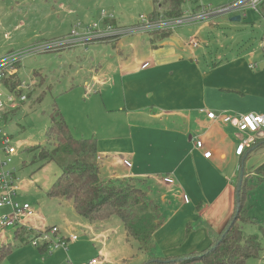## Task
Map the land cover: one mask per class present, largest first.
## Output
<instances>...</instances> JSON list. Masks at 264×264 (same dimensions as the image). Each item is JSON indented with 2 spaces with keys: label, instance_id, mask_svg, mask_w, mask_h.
<instances>
[{
  "label": "rangeland",
  "instance_id": "rangeland-1",
  "mask_svg": "<svg viewBox=\"0 0 264 264\" xmlns=\"http://www.w3.org/2000/svg\"><path fill=\"white\" fill-rule=\"evenodd\" d=\"M230 1L186 0L181 16H198L205 9L208 14L213 13ZM152 11V0H0V56L33 48L37 43L67 38L73 28L80 33L96 25L93 31L83 33L86 39L81 44H55L47 50L28 53L19 62L15 73L19 82L25 84L22 93L26 100L8 112L0 125L10 136L9 144L15 150L10 167L15 169L21 198L30 202L34 210V215L28 218L33 229L22 230L19 237L12 236L14 231L10 229L8 242L13 250L0 264H87L90 261L91 264H142L151 254L158 257L153 241L127 236L118 216L90 222L74 211L70 200L48 198L45 188L60 173V167L75 156L58 152L54 160L44 162L38 158L40 149L37 148L44 145L52 148L47 128L53 103L75 138L106 133L114 129L112 123L123 121L124 112L116 110L122 104L120 73L127 71L129 64L142 61L145 37L133 27L140 25L142 16L148 17ZM230 16L219 15L214 24H209L207 21L212 18H208L177 26L180 39L171 34L161 42L163 50L171 47L168 43L172 42L180 56L181 50L187 52L186 58L192 52L197 58L205 55V60L213 66L220 58L234 54L250 56L251 62L264 65V3L260 12L245 10V17L240 21L232 22ZM108 26L123 32L96 36V31H104ZM190 37L197 40V46L188 44ZM1 97L5 99V93ZM1 140L0 135V149ZM263 170L264 166L253 177L247 173L252 187L246 194V206L257 223L242 227L244 235L258 236L262 248L264 232L259 225L264 227ZM148 202L152 208H158L149 198ZM51 226H56L65 236L75 233L78 239L66 251L56 249L44 255L30 241L39 231ZM245 264H264V257L249 258Z\"/></svg>",
  "mask_w": 264,
  "mask_h": 264
},
{
  "label": "crops",
  "instance_id": "crops-1",
  "mask_svg": "<svg viewBox=\"0 0 264 264\" xmlns=\"http://www.w3.org/2000/svg\"><path fill=\"white\" fill-rule=\"evenodd\" d=\"M233 14L238 13L228 15ZM219 15L213 12L194 20L197 16L187 15L185 23L212 18L207 22L214 24ZM178 27L171 34L180 39ZM142 34V61L120 73L122 104L116 110L124 112L123 121L112 123L114 129L106 133L94 134L99 157L95 160L104 179L140 182L158 206L153 249L162 257L178 256L211 242L212 232H219L233 212L239 171L242 168L253 177L256 165L264 161V133L241 132L222 121L224 115L264 114V65L251 62L250 56L234 54L213 66L205 55L197 58L192 52L186 58L187 52L181 50L180 56L172 42L163 50L162 41L153 46L149 33ZM144 63L148 65L143 67ZM207 112L214 113V118H208ZM248 135L262 144L243 147L238 154L239 143ZM208 151L211 154L206 158ZM124 159L130 161L129 167ZM165 176L174 182L164 183ZM18 193V200L24 201ZM8 211L0 208V214ZM9 232L0 228V245L9 243Z\"/></svg>",
  "mask_w": 264,
  "mask_h": 264
},
{
  "label": "trees",
  "instance_id": "trees-1",
  "mask_svg": "<svg viewBox=\"0 0 264 264\" xmlns=\"http://www.w3.org/2000/svg\"><path fill=\"white\" fill-rule=\"evenodd\" d=\"M186 0H152L153 11L148 20L156 21L160 18L180 17L183 13V4ZM264 1L258 7L260 12ZM199 6L196 7V9ZM161 9V11H159ZM153 46L171 35L170 30H153L149 32ZM19 63L16 65V71ZM19 83L17 73H13L4 81L5 88L14 89ZM10 112V111H9ZM7 114V113H6ZM5 114V119H6ZM47 136L53 141L52 148L37 146L38 158L44 162L55 159L58 152L72 154L75 157L60 167V173L45 188L44 193L48 198H63L70 200L74 211L90 222L107 221L112 216H118L122 221L127 236H139L142 241L151 240L152 234L158 226L156 209L149 205L146 191L141 187L137 179H121L114 181L104 179L101 176L100 165L95 158L97 155V138L95 136L75 138L68 123L61 112L53 103L50 113V124L47 128ZM258 144V145H257ZM262 143L255 140L247 147H257ZM245 147V149L247 148ZM83 158H91L84 161ZM245 159V158H244ZM241 160L240 164H242ZM264 163L254 169H259ZM264 171V170H263ZM242 169V181L238 191V205L235 201L233 212L219 232H212L211 242L203 249L171 257H155L153 254L142 264H156L167 262L168 264H190L199 261L201 264H245L249 258H259L263 255L260 240L257 235H244V224L257 223L249 215L246 206V194L252 187ZM238 175L235 179V195ZM264 232V227L259 225ZM23 228L14 230L13 235L19 237ZM189 225L186 227V234ZM140 247H144L141 246ZM45 247L38 250L44 252ZM10 243L0 245V261L12 252ZM150 252V251H149Z\"/></svg>",
  "mask_w": 264,
  "mask_h": 264
},
{
  "label": "built area",
  "instance_id": "built-area-1",
  "mask_svg": "<svg viewBox=\"0 0 264 264\" xmlns=\"http://www.w3.org/2000/svg\"><path fill=\"white\" fill-rule=\"evenodd\" d=\"M264 0H231L230 3L223 5L215 13L222 15L229 13H238L241 17H245V10L251 9L258 11V7ZM203 11L194 19H203L208 14ZM188 19L180 17L175 18H160L156 21H150L147 17L142 16V22L140 25L133 27L134 30L142 31V33H149L153 30H174L177 26L184 24ZM96 25L86 28L83 32H76L73 28L67 38L57 39L50 42L37 43L35 47L25 49L20 52L10 51L0 56V123L5 119V114L15 109L18 103L26 100V95L22 93V89L25 87L24 82H19L14 89L5 88L4 81L9 79L13 73L16 72V65L22 60V58L32 52H39L47 50L51 47H55V44H67L77 45L85 41L86 37L83 34L91 32L95 29ZM121 29L114 30L111 27H107L104 31H96V36H109L118 35L122 33ZM189 44L194 47L197 45L195 39L191 38ZM148 63H144L143 67L147 66ZM250 68L254 65L250 64ZM7 89V90H5ZM2 93H5V99H3ZM208 118H214V113L207 112ZM222 121L230 123L233 127L241 132L253 133H264V114L247 113L240 116H222ZM0 135L2 137V148L0 149V208L6 207L9 209L7 213L0 214V228L2 229H13L23 228V230L30 231L33 227L30 225L28 218L34 215L31 203L28 201L18 200L19 186L17 184V177L15 176V169L10 167L11 157L14 156L15 150L9 144L10 136L3 132L2 125H0ZM255 141L253 135H248L243 139L238 146L237 153L240 154L243 147H247ZM201 141H197L196 145L201 146ZM210 151L204 153V157H209ZM99 159V157H97ZM123 164L130 166L129 160L124 159ZM162 181L166 184H172L173 178L165 176ZM183 201H187V197L183 195ZM37 236L34 237L30 243L35 248L39 249L44 246V255L51 254L56 249L67 250L69 244H73L78 239L75 233H70L65 236L61 234L56 226L47 227L42 231H39ZM90 261L87 264H91Z\"/></svg>",
  "mask_w": 264,
  "mask_h": 264
},
{
  "label": "water",
  "instance_id": "water-1",
  "mask_svg": "<svg viewBox=\"0 0 264 264\" xmlns=\"http://www.w3.org/2000/svg\"><path fill=\"white\" fill-rule=\"evenodd\" d=\"M229 20L232 21V22L240 21L241 20V16H240V14H233V15H231L229 17ZM241 181H242V168L240 170V173H239V176H238L237 185H236L237 193H236V196H235V201H236L237 205H238V201H239L238 191H239L240 186H241Z\"/></svg>",
  "mask_w": 264,
  "mask_h": 264
}]
</instances>
